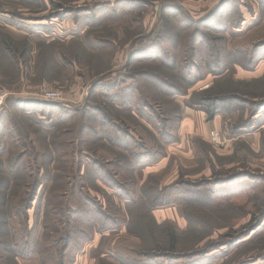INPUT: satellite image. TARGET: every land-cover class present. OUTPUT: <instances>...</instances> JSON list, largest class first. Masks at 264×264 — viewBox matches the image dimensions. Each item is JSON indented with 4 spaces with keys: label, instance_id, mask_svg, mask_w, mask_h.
I'll use <instances>...</instances> for the list:
<instances>
[{
    "label": "rangeland",
    "instance_id": "rangeland-1",
    "mask_svg": "<svg viewBox=\"0 0 264 264\" xmlns=\"http://www.w3.org/2000/svg\"><path fill=\"white\" fill-rule=\"evenodd\" d=\"M51 1L61 6L54 9L49 0H0V31L4 25L21 29L31 24L46 25L48 30L47 36L31 37L30 42L20 38L18 47L26 44L29 52L17 62L7 53L0 55V91L7 94L0 110V167L5 174L14 173L13 187L11 182L0 194V264H60L61 257L64 264H75L89 242L80 252L78 246L68 252L61 249V243L48 245V241L55 243L65 236L61 228L54 232L64 222L65 213L45 217V212L57 164L53 162L56 155L50 140L66 129L73 131L72 139L77 142L63 150L68 158L59 166L64 163L68 172L72 170L75 181L70 180L68 188L75 186L79 192L76 199L67 196V210L94 207L105 211L108 202L131 206L118 199L117 192L101 177L116 171L106 163L120 155L133 165V177L139 173L138 178L134 177L136 202L130 209L136 216L131 228L126 221L125 225L118 223L120 230L103 232L118 237L108 238L103 251L101 245L92 250V257H102L113 264H264V219L259 223L251 221L253 209L245 204L256 191L264 189V0H149L156 5L153 12L136 0ZM162 7L165 16L160 17ZM83 15L90 19L80 22L79 32L88 26L97 28L85 30V37L91 41L78 37L66 43L75 36L69 30L72 21ZM164 19L169 27L164 26ZM200 20L203 21L196 25ZM165 28L170 29L171 36L163 38L167 41H162V54L157 60H136L128 67V52L120 54L121 47L124 49L126 42L135 48L140 47V42L151 43L146 35L152 34L154 39ZM182 29H186L184 33ZM194 29H198L195 37L200 43L195 45L196 58L191 61L186 47L174 40L173 34L181 33L187 45V36ZM50 49L54 50L55 67L47 52ZM70 49L88 52L80 61L71 63L74 54ZM200 55L204 57L202 61L198 59ZM161 59L165 63L159 64ZM193 82L195 85L189 87ZM197 85L201 87L194 91ZM47 89L62 93L63 101L58 107L14 106L15 99L26 96L42 103L40 95ZM209 90L216 95L212 103L201 99ZM23 92L27 95L22 96ZM234 95L236 98L231 97ZM188 105L213 115L208 119L202 111L209 131L206 137L193 139L190 169L174 160L162 176H146L144 167L158 159L152 163L143 160L137 165L140 158L132 155L143 159L162 156L165 145L177 141L180 117L173 110L180 109L181 116L182 107ZM27 111L30 113L24 115ZM81 127L87 133L82 136L87 141L85 145H80V137L78 140L75 136ZM175 129L165 140L164 136ZM211 132L220 134V145L211 142ZM69 139L56 137L54 141L66 143ZM48 151L52 159L43 160ZM77 165L79 176L75 173ZM35 178L41 183L35 195L29 196L24 183L31 185ZM142 185L151 190L146 191L141 204L138 197ZM172 185L179 191L172 194L177 197L175 203L158 207L147 216L148 202L156 191ZM167 208L170 211L162 213L166 218L160 223L186 235L183 243H195L193 249L202 253L200 256L164 261L135 253L140 238L145 246L151 244L145 229L153 220L159 223L155 210ZM80 227L85 230L83 237L92 239L102 234L97 233L96 225L94 229L85 223ZM128 228L133 231L131 235ZM249 230L252 231L247 234ZM133 246H137L134 253L129 250ZM88 253L90 256V250ZM90 263L93 264L89 260Z\"/></svg>",
    "mask_w": 264,
    "mask_h": 264
},
{
    "label": "trees",
    "instance_id": "trees-1",
    "mask_svg": "<svg viewBox=\"0 0 264 264\" xmlns=\"http://www.w3.org/2000/svg\"><path fill=\"white\" fill-rule=\"evenodd\" d=\"M50 1V4L54 7V9H58L59 6H61L60 4L56 5L54 3V1ZM219 8H217L213 14H215V12H217ZM164 8H160V17L165 16V14L163 13ZM210 17V15L208 16V18ZM207 18L205 17L203 20H206ZM203 20H200L199 22H195V24L197 25L200 24ZM167 20L164 19V26L165 27H169L168 22H166ZM194 23V22H193ZM170 29L165 28L164 31L162 32V34L160 33L159 35L156 34L155 38L152 39V37L150 35L149 36V41H152L151 43H147L144 44L143 42L139 43L138 48H133L134 45L130 48V50L128 51V56H127V66L129 67L131 65V63H134V61L136 60H157L155 58L159 57L162 54V41H167L166 39L163 38H168V35L170 34L169 32ZM186 29H182V32L184 33ZM198 32V29H194L192 30V33L188 34V41H187V45L183 44V40L184 37L181 33H176V31H174L173 34V38L174 40H176L178 43H182V45L184 47H186L185 49H187V56H189V58L191 59V61H194L193 59H195V54H194V49H195V45L197 43L195 34ZM171 36V34H170ZM171 39V38H170ZM107 45H109V43L107 41L103 42ZM18 42H14L12 39H10L9 37L5 36V35H1V44H0V50L1 53L4 56V54H9L12 56V59L14 60V62H17L18 60L22 59L23 55L25 53H28L29 51L26 48V44H21V47H18ZM175 44V43H174ZM176 46L179 44H175ZM181 46V44H180ZM70 47V46H69ZM49 53V57L52 60L51 63H53L54 67L56 65V62L54 60V50L50 49L47 51ZM88 52L86 49H84L83 51H79V50H73L70 49V53L74 54V60L71 63L74 62H78L81 60V58H83L84 53ZM186 52V51H185ZM153 53H155V56L153 55ZM184 50L183 48L181 49V54L183 55ZM66 53L64 51H62V59H64L66 61ZM199 61H202L204 59L203 56H199ZM151 62V61H149ZM158 63L162 64L165 63L164 61L158 60ZM16 68V67H15ZM17 70V69H16ZM195 85V82L191 83L189 85V87H193ZM212 93V96H211ZM213 90H209L208 91H204L203 92V96L201 97L202 101H208L209 103H212L213 101L216 100V95L213 94ZM181 94V93H179ZM237 95L231 96L232 98H236ZM156 104V103H155ZM39 107H46L48 106L50 107H58V105L56 104H47V103H42L39 104ZM189 107H194L191 105H188ZM262 107V106H260ZM180 109H174L173 111H175V113H178L179 115H177V117H180L181 120V116L179 113ZM182 111V110H181ZM207 116L208 119L213 118L212 113L207 112L205 109L203 110ZM83 118V117H82ZM15 129L17 132H19V129H17V127L13 128ZM83 127H81V129H79L78 133L75 134L76 138L79 140L80 137V141L82 142L80 145H85V143L87 142L86 139H82V136L84 137V135H87L86 131L83 132ZM32 130V129H31ZM72 130H64L63 133H58L57 136H55V134L51 137L50 140V146H51V150L54 153L53 155H56V159L54 162L55 165V171L53 174V184L51 187V190L48 194V200H47V208H46V212H45V217H49L54 213L57 216L63 215L65 213V220L63 223H61L58 228H55L54 232L58 233V230L61 228L65 233L64 238L59 239V241H55V243L53 241H48V245L51 246V244H57V243H61V249H67V250H71V248H75L76 246H78V250L77 251H81V249L83 248L84 244L87 243L88 241H90L91 236H84L85 234V230L82 229L83 227H80L83 223H85V225L89 226L90 229H94L93 225L98 226L97 228V233H103L105 231L110 230L111 232H113V230H120V226L118 223L122 222L124 225L126 223V221L130 224V228L131 225L134 222L135 219V213H133L131 215V207L134 206V202H136L135 199V186H136V181L135 178L132 176L133 174V165L130 163V161H127V157L126 156H122L120 155L119 159H114L113 161H109L106 163V166L108 168H116V171H111V172H106L104 173V175L101 177L103 179V181H107L111 186L110 188L113 189L115 192H117L116 194L118 195V199H124V203L126 204H130L131 206H116L114 204H110L108 202L107 207L105 209V211H103V208H99L98 210H95L91 207H83L80 210L71 212L70 210H67V207H65V201L67 199V196L70 195L71 198L76 199L78 197V190L75 188V186H72L70 188V180L75 181V177L73 176V174L71 173L72 170L70 169L68 172V168H66L67 164L63 163V166H59V163L61 161H66V158H68V153L67 151H63L65 149H68L69 146L75 144L77 142L76 139H72ZM176 132V129L173 130L172 132L168 133V135L164 136V139L167 140L169 139V136ZM37 133V131L35 132ZM27 136V135H26ZM2 137V135H0V138ZM28 137V136H27ZM70 138L66 143H57L54 141L55 138ZM110 140L115 142V139H111ZM116 143V142H115ZM1 144V143H0ZM79 145V142L77 143ZM47 149V148H46ZM123 150V148H121ZM120 149V150H121ZM61 152V153H60ZM92 153H95L94 151H91ZM120 152V151H119ZM75 156L77 157V159L79 158V151L77 149V152L75 154ZM138 156V157H137ZM132 155V158H140L138 161H136L137 165H141L143 164V160H145V163H152V161H156L158 159V155H154V156H150L149 158H145L143 159L140 155ZM45 157H51L52 159V155L51 152L48 151L47 154L44 153L43 155V160L45 159ZM56 162V163H55ZM10 163V162H9ZM144 163V164H145ZM93 165L95 166L96 164L93 163ZM44 168H46V164L43 163ZM12 168H15V164H11ZM73 166L71 165V168ZM75 173L77 176H79V171H80V165L76 166L75 168ZM130 172V176L127 175V173ZM14 173H8L5 174L3 167H0V194L4 193V191H7L9 185L12 182V187L14 185V178L13 175ZM29 177V176H28ZM27 177V178H28ZM32 178V177H31ZM226 182V181H224ZM40 183L38 181L37 178L33 179V183L31 185L24 183L25 190H28V195L29 196H34L38 187L40 186ZM223 183V182H222ZM131 188V191L129 192L128 188ZM77 190V191H76ZM128 190V191H127ZM151 190V189H148ZM145 189V187H143V185L140 188V193H139V201L142 204L143 203V199L145 198V193L146 191H148ZM179 194L178 191V187L176 186H169V187H164L163 189H161V191H156V195L152 197L151 201L148 202L149 203V207L147 208V211L149 213V216L152 215V212L154 209L161 207V206H167L170 205L172 203H175V201L177 200V197H174L172 194ZM176 198V199H175ZM33 197L30 198V200H32ZM76 201V200H74ZM209 202V200H208ZM53 203V204H52ZM245 204L247 206H250V208H252L253 210L251 211V221L255 220V223H259L264 219V189H261L259 191H256V195L254 193V195L250 196ZM125 208V209H124ZM67 212V214H66ZM147 216H145V218H147ZM97 217H100L101 220H98ZM153 217V216H152ZM97 219V220H96ZM254 223V224H255ZM45 228V227H44ZM47 228V226H46ZM45 228V229H46ZM255 228V227H252ZM130 230V231H129ZM93 231V230H92ZM252 231V230H251ZM250 230L247 232L250 233ZM95 232V231H94ZM145 232H147V236L148 238L151 239V244L150 246H145L143 239L140 238V246L135 250V253L139 256V257H145L146 259H162L164 261H168V260H175V259H181L184 258L186 260H190L193 259L194 257L200 256L202 253H199L198 250H194L193 246L195 245V243H189V246H185V244L183 243V241H185V236L184 235H180L178 234V232L175 230L174 227L170 226L167 223H157L155 220H153V224L151 226H147L145 229ZM131 233H133V231L131 229L128 228V234L131 235ZM93 237V236H92ZM81 238H84L80 241ZM77 240V241H75ZM78 242H80V244L78 245ZM52 247V246H51ZM70 250L68 252H70ZM64 258L61 257L60 260V264L63 263ZM73 262V261H72ZM71 262V263H72ZM118 262V264H124L123 261H116ZM135 262V261H134ZM64 264V263H63ZM98 264H113L108 262L105 258H99L98 259ZM116 264V263H115ZM139 264V263H137Z\"/></svg>",
    "mask_w": 264,
    "mask_h": 264
},
{
    "label": "crops",
    "instance_id": "crops-1",
    "mask_svg": "<svg viewBox=\"0 0 264 264\" xmlns=\"http://www.w3.org/2000/svg\"><path fill=\"white\" fill-rule=\"evenodd\" d=\"M136 1H138L140 4H143L145 6L150 7L152 12L155 11V8H154L155 4L152 1H149V0H136ZM88 19H90L89 16L83 15L82 18H80V16H77L76 19H74V21H72V24H71V27L69 30H70L71 36H74V35L75 36L68 39V41H66V43H68L70 40H74L78 37L87 39V41H91L90 38L85 37V33L87 32L85 30L95 31L97 29L96 26H95V28L91 27L90 29H89V26H88V28L87 27H85L84 29L82 28L83 29L82 33L79 32L80 22H83V21L88 20ZM110 21L112 22L111 19H110ZM87 23H89V22H87ZM86 25H88V24H86ZM4 26H5L4 29H1V31H0V44H1V35H5V36L9 37L14 42L20 41V38H22V37H23L22 40L30 42L31 37H36V38L40 39V37L44 36L46 32L48 33L47 26L46 25L44 26L41 24H33V25L31 24V25H28L27 28H21V29H14V28L11 29V28L7 27L6 25H4ZM28 28H31V30H28ZM26 29H27V31H25ZM127 32L128 31H126L125 33H127ZM148 35H150L152 37V34H148ZM148 35H146V38L149 39ZM45 36H47V35H45ZM43 41H41V42H43ZM47 42L52 43L54 41H47ZM126 43L127 44H125L124 49H122V47H121L120 54H124V53H126V51L128 52L130 50V48L132 47V46L130 47L128 45L129 42H126ZM64 45H65V43H64ZM62 46H63V44L61 45V48H62ZM133 48L135 49V46ZM95 50H97V49H95ZM0 53H1V50H0ZM73 66L74 65H72V64L69 65V67H71V68H73ZM197 86H196L197 89L194 88V91L198 90L201 87V85H199L198 87ZM24 95H27V94L25 92H23L22 96H24ZM34 96H37V94H35ZM30 98H32V97L26 96V98L20 97L19 99H15L14 106L17 105L18 106L17 108H20V109L25 107V106H26L25 109L26 108L32 109L35 107L39 108V106H40L39 104L44 103V102L41 103L38 101H32L34 99H30ZM27 104H29V105H27ZM57 104L59 105V103H56V105ZM37 110L40 111V109H37ZM202 111L203 110H201L200 108H195V107L191 108L189 106H183L182 107L181 120H180V124H179L178 131H177V141L174 143L165 145L164 154L162 156H160L154 164L152 163V164L144 167L143 173H145L146 176L147 175L162 176L163 173L170 170V168L173 165L172 161H174V160H177L179 163H182L183 168L190 169V164H191V161L193 160L192 157H194V153H193L194 149L192 146V141H193V139H196V138L199 139V138H204V136L206 137L207 133L209 131L208 129H209L210 125H208V127H207V124L205 122L206 114ZM29 113L30 112L27 111L26 113H24V115H28ZM213 126H215V124ZM211 133L208 136H210ZM138 174L139 173H137V172L134 173V177L138 178ZM139 183L140 182H138V184ZM167 211H170V209L167 208L165 210H155L154 215H155V218L157 220H159L158 221L159 223L162 222L161 220H165L166 217L162 213H166ZM159 213H160V215H157ZM160 216H163V217H160ZM161 218H163V219H161ZM168 218H170V217L168 216ZM112 237L115 238L118 236L117 235L114 236V235H111L109 233H107V234L102 233V234L98 235L97 237L92 238L85 245L86 247H84V249L82 251V254H81L82 256L77 257L78 259H76L75 264H88L89 260L93 264H97L98 257L97 258L92 257V250H94L95 248H97L101 245V250L103 251L105 241L108 238H112ZM123 241H125V240H123ZM124 246H126V245L124 244ZM136 247L137 246H133V248L129 247V250H131L134 253V250ZM89 250L91 252L90 256L88 253Z\"/></svg>",
    "mask_w": 264,
    "mask_h": 264
},
{
    "label": "built area",
    "instance_id": "built-area-1",
    "mask_svg": "<svg viewBox=\"0 0 264 264\" xmlns=\"http://www.w3.org/2000/svg\"><path fill=\"white\" fill-rule=\"evenodd\" d=\"M7 98V94L4 91H0V110L3 107L5 100ZM40 99L43 102L48 103H60L63 101L62 93L58 90H43L42 94L40 95ZM210 140L215 145H220L222 137L218 132H212L210 135Z\"/></svg>",
    "mask_w": 264,
    "mask_h": 264
}]
</instances>
